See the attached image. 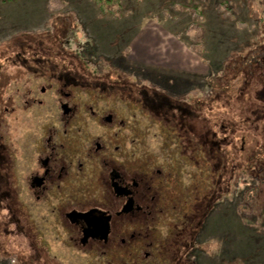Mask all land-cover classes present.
I'll list each match as a JSON object with an SVG mask.
<instances>
[{"label":"rangeland","instance_id":"1","mask_svg":"<svg viewBox=\"0 0 264 264\" xmlns=\"http://www.w3.org/2000/svg\"><path fill=\"white\" fill-rule=\"evenodd\" d=\"M84 68L122 81L126 97L139 86L188 102L194 164L152 234L165 240L189 220L173 264H264V0H0L1 149L24 132L26 91L49 82L36 69ZM14 203L0 192V264H104L67 238L30 236L31 221L22 231Z\"/></svg>","mask_w":264,"mask_h":264},{"label":"flooded vegetation","instance_id":"2","mask_svg":"<svg viewBox=\"0 0 264 264\" xmlns=\"http://www.w3.org/2000/svg\"><path fill=\"white\" fill-rule=\"evenodd\" d=\"M34 73L49 82L26 91L24 132L0 147V192L12 191L21 230L31 221L30 236L67 238L69 248L104 264H173L189 220L165 240L152 234L169 211L168 192L183 191L181 167L194 164L191 132L181 123L188 102L139 86L126 97L122 81L103 82L104 74L89 76L87 68ZM146 117L158 149L147 147Z\"/></svg>","mask_w":264,"mask_h":264}]
</instances>
